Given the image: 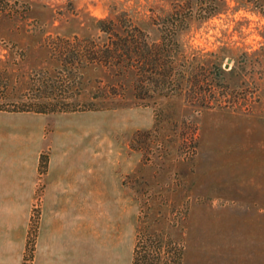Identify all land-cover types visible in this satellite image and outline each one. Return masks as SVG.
Here are the masks:
<instances>
[{"label": "rangeland", "instance_id": "374dc122", "mask_svg": "<svg viewBox=\"0 0 264 264\" xmlns=\"http://www.w3.org/2000/svg\"><path fill=\"white\" fill-rule=\"evenodd\" d=\"M182 8L188 19L178 35L176 61L191 62L188 72L202 87L194 91L211 96L207 100L216 106L197 111L186 103L188 85L174 97L175 113L197 125L193 160L179 144L180 128L174 133L163 128L174 143L169 141L162 164L152 161L140 169L142 179L135 184L140 213L149 228L168 232L179 244L180 264H264L262 252L259 258L243 257L241 241L253 245L264 240V189L259 192L257 186L233 180L238 175L260 180L258 173L264 171V0H193ZM177 9L172 0H2V91L16 98L40 78L59 84L67 75L61 65L71 66L69 49L81 52L90 41L100 47L107 38L139 36L134 26L141 39L157 41L159 31L167 29L165 17ZM97 19L121 26L103 33ZM81 64L79 98L106 90L107 104L132 100L120 86L132 82V76L114 74L122 63L115 70ZM216 69L221 83L215 84ZM222 83L235 96L223 95ZM159 98L156 95L154 105ZM147 106L152 114V106ZM107 109L112 108L102 110ZM49 125L47 120L45 128ZM137 152L139 160L142 154Z\"/></svg>", "mask_w": 264, "mask_h": 264}, {"label": "crops", "instance_id": "0c3cea01", "mask_svg": "<svg viewBox=\"0 0 264 264\" xmlns=\"http://www.w3.org/2000/svg\"><path fill=\"white\" fill-rule=\"evenodd\" d=\"M151 124L147 105L51 113L0 109V264L23 263L35 209L29 264H130L138 199L122 177L139 157L129 147L131 133ZM258 174L260 180H233L260 192L264 171ZM241 241L243 257L262 252L264 258V240Z\"/></svg>", "mask_w": 264, "mask_h": 264}, {"label": "trees", "instance_id": "16d2710c", "mask_svg": "<svg viewBox=\"0 0 264 264\" xmlns=\"http://www.w3.org/2000/svg\"><path fill=\"white\" fill-rule=\"evenodd\" d=\"M178 9L165 17L163 25L166 30H160L157 41H146L144 37L141 39V33L137 27H133L139 34L136 36L130 34L123 37H116L115 40L107 38L100 47L90 41L89 47L80 52L77 48L69 49V58L67 62L71 65H61L63 70L67 71L64 79L57 84L53 79L40 78L36 80V84L32 83L16 98H10L8 94L2 91L0 85V109L10 111L30 110L35 112L51 113L59 111L87 110V109H105L116 108L132 105H151L152 106V124L148 128L135 129L129 138V147L140 151L142 156L136 165L122 177V183L129 187L139 200L137 223L134 231V240L131 251L130 264H180L181 248L178 243L163 230H154L149 228L148 223L142 219L141 198L138 197V185L142 179L140 169L142 166L154 164L160 165L164 162L167 155V145L169 141L173 144L174 139L161 132L163 128H167L174 133L175 129L180 128L178 135L179 144L187 149V158L190 162L193 160L196 147V129L195 121H190L187 117H183L175 113L172 108L174 97L182 94V90L188 85L191 92H185L184 99L186 103L196 107L197 111L202 108L215 107L216 105L209 102L210 99L205 94H197L193 87L202 89L197 82L196 75L188 67L191 62L187 59L183 63H177L176 53L179 46L178 35L181 31V25L185 24L188 17L182 13V5L190 7L193 0H172ZM209 2L211 0H208ZM2 0H0V3ZM182 9V10H180ZM96 27L103 33H109L114 27H120L118 23L111 20L97 19ZM116 36V35H115ZM140 38V39H139ZM83 65L95 64L103 67L117 68L114 69L116 76L128 75L132 76V82L121 85V89L128 93V97L132 99L129 102H117L114 104L105 103L104 99L108 96L106 90H95L88 92L83 98H79L80 82L79 68ZM181 66L180 69L176 68ZM216 69L214 73L215 84L219 82V72ZM79 73V74H78ZM78 74V75H77ZM68 76V77H67ZM205 78V77H204ZM136 80V81H135ZM211 81V80H210ZM213 81V79H212ZM211 81V82H212ZM211 82L207 84L211 86ZM192 86V87H191ZM208 86V87H209ZM223 95L229 93L235 96L232 90L228 91L226 83H222ZM110 87V86H109ZM186 89V88H185ZM209 89V88H207ZM150 91V92H149ZM111 93L115 94L116 90L111 89ZM127 95V94H126ZM156 95L160 98L157 100ZM137 99H145L144 103L138 102ZM219 106V107H224ZM49 127H46L48 130ZM40 156V170H45L47 150ZM155 159V161H154ZM159 161V162H158ZM143 181V180H141ZM144 183V182H143ZM38 210H34L31 215L30 224L27 232L25 252L23 263L31 259L33 239L36 230Z\"/></svg>", "mask_w": 264, "mask_h": 264}]
</instances>
